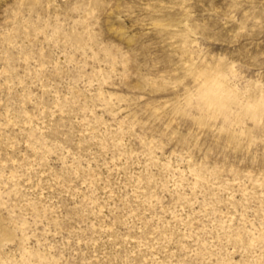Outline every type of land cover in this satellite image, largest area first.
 Returning a JSON list of instances; mask_svg holds the SVG:
<instances>
[{"label": "rangeland", "instance_id": "obj_1", "mask_svg": "<svg viewBox=\"0 0 264 264\" xmlns=\"http://www.w3.org/2000/svg\"><path fill=\"white\" fill-rule=\"evenodd\" d=\"M205 67L264 95V0H0V264H264V128L175 109Z\"/></svg>", "mask_w": 264, "mask_h": 264}, {"label": "clouds", "instance_id": "obj_2", "mask_svg": "<svg viewBox=\"0 0 264 264\" xmlns=\"http://www.w3.org/2000/svg\"><path fill=\"white\" fill-rule=\"evenodd\" d=\"M191 85L184 88L176 101L178 115L186 117L199 113L202 120L217 117L232 119L233 108L238 107L237 118L264 128V95L241 101V89L235 82V75H229L218 67H205L190 77Z\"/></svg>", "mask_w": 264, "mask_h": 264}]
</instances>
